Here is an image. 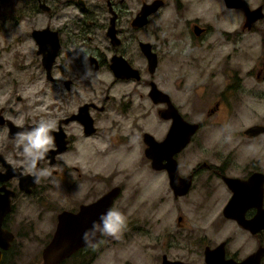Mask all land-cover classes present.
Masks as SVG:
<instances>
[{"label": "flooded vegetation", "instance_id": "1", "mask_svg": "<svg viewBox=\"0 0 264 264\" xmlns=\"http://www.w3.org/2000/svg\"><path fill=\"white\" fill-rule=\"evenodd\" d=\"M28 1L32 10L49 17L44 25L30 31L35 44L32 54L14 50L3 61L0 58V264H13L23 252H29L26 264H42L43 250L54 237L61 214L78 213L82 206L93 204L116 187L108 210L121 212L125 195L133 189L132 177L140 168L145 169V175L159 173L171 189L167 168L153 167L146 150L147 139L161 142L169 134L174 112L186 122L183 130L188 131L189 124L197 125L186 144L171 153L179 175L191 177L185 194L175 196L172 190L175 198L187 195L205 176L203 186L213 181L224 183L225 206L235 194L225 177L236 178L239 183L235 188L242 190L246 187L239 185L245 186L253 173L264 174L256 162L252 166L239 164L230 157L197 164L194 149V139L209 121L221 124L213 119L219 117L222 108L233 104V96L239 94L245 78L264 82V62L256 73L253 66L231 64L252 49L254 36L264 45V0ZM144 10V18L137 20ZM44 28L50 29L46 45L54 49L49 65L44 60L49 52L41 49L33 36L34 30ZM141 43L148 44L156 60L153 71L148 70ZM163 63L167 71L159 72ZM206 63H214L217 69L213 66L210 71ZM128 65L133 74L123 72ZM185 65L208 78L217 75L223 84L219 94L205 102L198 93L202 84L198 81L199 86L187 90L190 83L184 78L183 94L189 100L185 96L179 101L175 78L187 76ZM153 85L162 93L153 96ZM202 100L206 110L199 118ZM41 119L55 121V147L37 165L49 169L51 175L37 184L25 170L15 136L35 127ZM243 134L250 138L264 135ZM164 163L165 158L160 164ZM256 211L255 206H249L245 218ZM181 219L178 215L177 222ZM228 219L238 224L241 232L259 237L256 249L264 247V228L252 233L233 218ZM218 233L215 228L181 230L178 237H168V244L177 245L174 248L182 249L181 254L171 257L166 251L159 264L164 256L186 264H207V251L214 258L218 247L224 259L239 261L247 256L232 250L230 235L220 239ZM108 244L116 245L117 250L121 240L99 233L94 243L73 250L57 264H93L106 254ZM261 258L260 264H264V252Z\"/></svg>", "mask_w": 264, "mask_h": 264}, {"label": "rangeland", "instance_id": "2", "mask_svg": "<svg viewBox=\"0 0 264 264\" xmlns=\"http://www.w3.org/2000/svg\"><path fill=\"white\" fill-rule=\"evenodd\" d=\"M28 2V0H7L5 3L0 1L2 61L14 50L32 54L35 44L30 37V31L44 25L46 18L49 17L45 13H36ZM251 43L252 49L245 51L242 58L238 56L231 64H243L247 65V68L253 66L256 73L264 62V45L257 36L253 37ZM214 63L205 65L211 71ZM145 65L143 60L141 62L143 69ZM190 67L185 65L183 69L187 76L175 78L177 99L183 101L186 96L189 100L188 95L183 94L186 82L190 83L187 86V90H190L199 86L196 85L198 81L202 84L198 93L204 96L203 100L208 102L215 98L223 85L219 77L212 75V78H208V75L204 76L200 70L194 72ZM158 71L166 72V64L163 63ZM184 78L185 83L182 82ZM245 79L239 94L233 96L232 102L235 100L233 104L231 102V106L226 105L220 110L219 117L213 119L220 121L221 124L209 121L194 139L197 164L204 160L209 163L220 162L219 158L230 157V161L233 162L231 159L233 158L239 164L252 166L256 162L264 171V135L250 138L243 134L248 125L264 124V82H258L254 77ZM195 100L194 95L192 102ZM203 100L200 101L201 114L196 116L199 118L204 117L203 113L206 110V103L203 105ZM188 151L189 148L186 149L187 153ZM189 154L190 152L187 156ZM146 173L144 168L135 171L132 177L134 181L132 192H128L125 201H122L121 213L127 217V226L120 238L121 246L116 250V245L108 244L106 254L97 257L93 264H159L161 254L166 251H169L171 257L181 254L182 249L174 248L177 245L168 244V237H178L181 230L189 228H215L219 231L220 239L230 235L232 242L229 246L241 257L256 249L259 237L241 232L238 224L224 218L221 212L227 200L224 183L213 181L210 185L203 186V180L206 179L203 176L194 183L187 195L175 198L172 190L164 185L159 173L145 175ZM143 186L144 189L140 190ZM178 215H182L181 223L177 222ZM262 234L264 235V230ZM27 253L29 252L21 253L13 264H26Z\"/></svg>", "mask_w": 264, "mask_h": 264}, {"label": "water", "instance_id": "3", "mask_svg": "<svg viewBox=\"0 0 264 264\" xmlns=\"http://www.w3.org/2000/svg\"><path fill=\"white\" fill-rule=\"evenodd\" d=\"M40 5L42 8L48 9L43 3H41ZM146 13L147 12L144 10L142 12L143 17L139 16L137 17V20H140V18H144ZM49 31V28L37 29L33 31V36L35 40L39 42V46H41V49L43 47L47 49V52H49L46 53L44 57L45 63L47 65L51 64L52 56L54 55V49H52L53 47H48L46 45V43L48 42L47 35ZM54 42H56V39L54 40ZM141 48H143V51L145 52L148 59V70L153 71L155 68L156 60L154 59L153 55H151L150 47H148L147 43H141ZM123 72H127V75H130V73H134L133 69L129 65L127 66V68L123 69ZM159 93H162V91H159L153 85L151 94L153 96H156ZM173 118L174 120L170 128V132L165 139H163L161 142L155 140L154 138L147 139L149 147L146 150V154L152 158L153 167L162 168L163 166H165L167 168L171 183V190H173L174 195L176 196L185 194L188 191V187L191 183V177L190 175H187L183 178L179 175L178 166L176 165L175 160L172 158L171 153L180 150L186 144L189 135L197 130V125L189 124L188 131H186L183 130L186 122H184L180 116H177L175 112L173 113ZM12 130L13 125L11 124L10 131ZM244 133H246L248 136H257V134L259 133H264V124L257 123L249 125L245 128ZM164 158L165 163L161 165L160 163ZM225 179L226 182L233 187L235 194L231 198V200L228 201L224 206V216L233 218L237 223H240L246 229H250L252 233H256L258 230H261V228H264V174H262L261 172L253 173V175H251L249 179H247L245 186L239 185L246 187L242 190H238L237 188H235V185L239 183L236 178L234 179L225 177ZM116 190L117 187L116 189L109 191V193H106L104 197L98 199L93 204L82 206L81 210L78 213L61 214V221L58 228L56 229L54 237L51 239L47 247L43 250L42 264H57L62 258L69 256L73 250L81 247L82 245H86L83 239L86 232L89 233V244L94 243L99 235V232L95 233V235H92L91 229L93 228V224L94 222L100 223V216L102 213H106L108 211L110 202L116 195ZM249 206H255L257 211L254 216L247 219L245 218L244 213ZM98 208L101 209V211H98ZM93 213H96L98 217L89 218L88 216H91ZM214 250L218 252L216 257L214 258H212V256L208 254L209 252L207 251V264H260L262 259L261 257L264 252V247L259 246L257 249L250 252V254L239 261H236L232 258L224 259L223 250L219 247ZM161 262V264H186L180 260L174 261L166 259L165 256L163 257Z\"/></svg>", "mask_w": 264, "mask_h": 264}, {"label": "clouds", "instance_id": "4", "mask_svg": "<svg viewBox=\"0 0 264 264\" xmlns=\"http://www.w3.org/2000/svg\"><path fill=\"white\" fill-rule=\"evenodd\" d=\"M87 58V53H84ZM18 127L20 125H17ZM56 130L53 120L41 119L37 125L30 130L16 133V146L22 149L25 160V170L34 178V183H39L41 178H47L51 171L47 168H38L39 162L45 159L49 151L55 147V138L52 132ZM127 226V217L118 210L109 209L100 216V223L93 224L92 235L99 232L115 239H120ZM86 244H89V233L83 237Z\"/></svg>", "mask_w": 264, "mask_h": 264}, {"label": "bare ground", "instance_id": "5", "mask_svg": "<svg viewBox=\"0 0 264 264\" xmlns=\"http://www.w3.org/2000/svg\"><path fill=\"white\" fill-rule=\"evenodd\" d=\"M197 129V128H196Z\"/></svg>", "mask_w": 264, "mask_h": 264}, {"label": "trees", "instance_id": "6", "mask_svg": "<svg viewBox=\"0 0 264 264\" xmlns=\"http://www.w3.org/2000/svg\"><path fill=\"white\" fill-rule=\"evenodd\" d=\"M1 1V0H0Z\"/></svg>", "mask_w": 264, "mask_h": 264}]
</instances>
